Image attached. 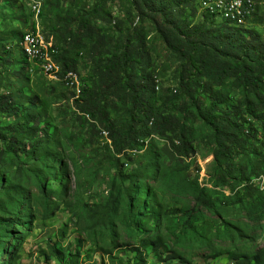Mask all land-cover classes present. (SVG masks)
<instances>
[{"label":"rangeland","instance_id":"obj_1","mask_svg":"<svg viewBox=\"0 0 264 264\" xmlns=\"http://www.w3.org/2000/svg\"><path fill=\"white\" fill-rule=\"evenodd\" d=\"M27 1L32 8L24 0H0V214L15 211L24 192L31 216L22 221L26 232L13 264H142L140 257L147 264H236L237 252L264 248V228L249 221L238 204L226 199L232 196L234 185H214L213 147L209 133L200 124L196 126L200 134L194 145L195 155L190 158H178L169 141L157 137L150 138L129 158L113 154L108 133L99 134L104 128L94 131L90 127L97 125L96 121L87 118L89 122L84 123L77 106V91L82 92L86 84L91 89L100 88L99 75L113 67L114 55L121 56L131 45L144 44L151 57L149 72L159 86L158 107L164 94L177 89L183 64L161 41L154 24L133 10L132 0H42L43 6L40 0ZM230 1L218 4L202 0L192 25L210 22L203 14L210 7L233 8ZM256 4L257 17L253 20L255 12L247 25L253 20L249 29L263 39L264 0ZM171 5L177 6V0ZM188 16L185 10L182 20ZM213 18L219 20L216 27L220 28L222 19ZM81 19H88L105 37L106 43L100 49H93V42H87L82 50L73 49L69 40L78 36ZM25 35L26 39L33 35L44 41L42 63L30 62L29 50L23 45ZM47 38L56 56L68 54L76 61L79 77L72 86L77 91L58 77L60 73L51 75L58 81L47 75L45 67L52 65L47 50L52 46ZM31 49L38 51L34 44ZM201 96L208 103L204 92ZM6 97L15 102L13 106H2ZM232 98L235 104L240 96ZM123 108L120 103H109L112 123L122 125L125 121ZM18 138L25 144L34 139L33 145L40 147L25 152L14 146ZM255 148L261 153L263 167L264 148L259 144ZM49 163L56 164L50 176L45 167ZM21 168L34 172L22 176ZM171 171H180L190 183L201 184L218 210L212 213L203 208L202 217L195 221L198 233L181 243L176 242L171 231H180L179 219L195 202L191 194L181 197L169 189L166 176ZM132 175L142 178L139 190L150 195L146 199L143 194H135L138 206H144L134 209L142 213L141 227L133 223L128 226L115 218L112 232L102 224L107 214L104 205L119 189L130 190ZM227 222L247 225L246 237L230 239ZM253 235L258 238L251 239ZM174 251L177 257L169 260Z\"/></svg>","mask_w":264,"mask_h":264},{"label":"trees","instance_id":"obj_2","mask_svg":"<svg viewBox=\"0 0 264 264\" xmlns=\"http://www.w3.org/2000/svg\"><path fill=\"white\" fill-rule=\"evenodd\" d=\"M171 1L132 0V7L139 17L154 24L161 41L183 64L177 89L164 94L158 107L159 86L156 77L149 72L151 57L144 44L131 45L121 54L122 57L114 55L113 67L99 75L100 88L91 89L86 84L80 91L79 113L83 115L84 123L89 122L87 118L96 121L97 125L90 126L92 130L104 128L99 134L108 133L115 156L129 158L152 137L168 140L178 158H190L195 155L194 145L200 134L196 126L200 124L209 133L208 140L213 147L214 185L218 188L233 184L234 192L226 199L238 204L249 221L264 228L261 224L264 221V190L250 184L264 173L261 153L255 148L258 144L264 148V38L253 34L248 27L250 24L238 27L222 21L217 28L216 21L219 20L210 13H203L210 22L193 26L191 19L196 17L198 0H177V6L171 5ZM185 10L189 11V16L182 20ZM69 42L76 51L84 49L87 42H93V49L97 46L95 49L98 50L106 40L88 19H81L78 36ZM52 52L55 62L62 66L66 75L73 72L78 75L76 61H72L68 54L56 56L54 46ZM26 64L29 63L26 61ZM65 84L71 88V83ZM72 89L77 91L73 86ZM202 92L207 95L208 103L202 99ZM232 95L240 96L235 104L231 101ZM14 103L6 97L1 104L11 107ZM109 103L124 106L122 111L126 119L122 125L110 121ZM33 140L25 144L18 138L14 146L29 153L32 147H40L39 144L33 145ZM45 167L48 176L55 173V163ZM33 172L23 168L19 171L22 176L28 173L30 176ZM166 177L170 190L181 197L191 194L195 202L193 208L186 210L179 219L180 231H171L176 242L181 243L186 237L198 233L195 221L202 217L203 208L212 213L218 210L201 184L190 183L180 171H171ZM141 183L140 176L132 175L130 190L119 189L104 205L107 214L102 224L110 227L112 232L115 218L128 226L133 223L141 227L142 213L134 210L139 204L135 194H143L146 199L150 196L147 191L139 190ZM6 190L11 193L10 189ZM19 200L21 204L11 214H0V264H13L26 232L22 221L31 219L24 192ZM138 207L144 209V206ZM247 227L227 222V236L232 240L246 237ZM256 238L257 235L251 236V239ZM5 255L6 259H3ZM168 257L174 259L177 253L174 251ZM140 259L142 264H147L144 258ZM234 259L236 264H264V248L256 252H237Z\"/></svg>","mask_w":264,"mask_h":264},{"label":"bare ground","instance_id":"obj_3","mask_svg":"<svg viewBox=\"0 0 264 264\" xmlns=\"http://www.w3.org/2000/svg\"><path fill=\"white\" fill-rule=\"evenodd\" d=\"M24 1H26L28 3V5L30 6L29 1H27V0H24ZM40 1L42 3V6H43L42 0H40ZM224 1L225 0H212L213 3H218V4L224 3ZM256 1L257 0H248V6L246 7L245 0H231L229 5L232 6L233 8H229V6L210 7L205 13H210V15H212L213 17H217V18L220 17L222 19V21H228V22H230V23H232L238 27H240V26L242 27V26L247 25V22H248L247 20L252 18L254 13L256 12V9H255V5H257ZM32 11H33V9H32ZM33 13H34V11H33ZM34 14L36 16V13H34ZM37 14L39 15L40 12H38ZM27 40H28L30 47L33 44L37 45V47H38V51L35 53L31 49L33 51V54H38V55H33L32 60H35V61H38L39 63H42L41 58L45 55V49L43 48L44 44H45L44 41H42L40 38L33 36V35H31ZM47 40H48V38H47ZM48 42L50 43L49 40H48ZM50 44H51L52 48L51 49L47 48V50H48V54H49L50 58L52 59V65L49 64L48 67H45V70L47 72V75L49 77H51V79H53L54 81H58L57 76H55V75L51 76V75L55 74L56 72L62 73L63 69L60 65H58V63L55 62V59L53 58L54 54L52 55L53 45H52V43H50ZM27 50H29V48H27ZM29 53H30V50H29ZM26 57H28V56H26ZM36 67H38L40 69V67L38 65H36ZM76 76L79 77V75H75V77ZM61 80H62V78H61ZM66 82L70 83L69 80H67V79H66ZM61 83H63V82H61ZM80 91L81 90L79 89L78 94H80ZM260 179L262 180V184L264 185V183H263L264 174H263V176H261ZM261 189L264 190V188H261Z\"/></svg>","mask_w":264,"mask_h":264},{"label":"built area","instance_id":"obj_4","mask_svg":"<svg viewBox=\"0 0 264 264\" xmlns=\"http://www.w3.org/2000/svg\"><path fill=\"white\" fill-rule=\"evenodd\" d=\"M257 1L259 2L262 0H257ZM245 2H246V7H247L248 6V0H245ZM198 5H199L200 11H201L202 0H198ZM23 45H25L27 48H29L30 60L32 62L33 55H38V54H33V51L31 50V47L29 46L28 40L26 39V35L23 37ZM58 77H63L64 79L69 80V82L71 83V88H72V83H74V81H75V72H73V75H64V76H62V73H60ZM251 181H250L251 182L250 184H253L256 187H261V179H254ZM256 181L258 182V184L256 183Z\"/></svg>","mask_w":264,"mask_h":264},{"label":"clouds","instance_id":"obj_5","mask_svg":"<svg viewBox=\"0 0 264 264\" xmlns=\"http://www.w3.org/2000/svg\"><path fill=\"white\" fill-rule=\"evenodd\" d=\"M61 66V65H60ZM62 67V66H61ZM63 69V68H62ZM68 74V73H67ZM64 75H66L65 73H64ZM79 75V74H78Z\"/></svg>","mask_w":264,"mask_h":264}]
</instances>
